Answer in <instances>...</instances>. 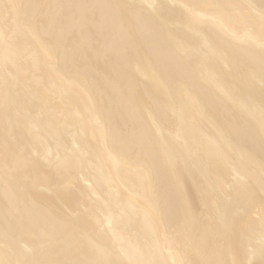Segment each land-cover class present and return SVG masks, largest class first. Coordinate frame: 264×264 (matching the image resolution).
I'll return each mask as SVG.
<instances>
[{"label": "bare ground", "instance_id": "1", "mask_svg": "<svg viewBox=\"0 0 264 264\" xmlns=\"http://www.w3.org/2000/svg\"><path fill=\"white\" fill-rule=\"evenodd\" d=\"M0 264H264V0H0Z\"/></svg>", "mask_w": 264, "mask_h": 264}, {"label": "rangeland", "instance_id": "2", "mask_svg": "<svg viewBox=\"0 0 264 264\" xmlns=\"http://www.w3.org/2000/svg\"><path fill=\"white\" fill-rule=\"evenodd\" d=\"M64 186H66L65 184H64ZM65 188V187H64Z\"/></svg>", "mask_w": 264, "mask_h": 264}]
</instances>
